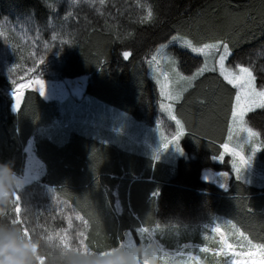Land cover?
Returning a JSON list of instances; mask_svg holds the SVG:
<instances>
[{"label":"trees","instance_id":"16d2710c","mask_svg":"<svg viewBox=\"0 0 264 264\" xmlns=\"http://www.w3.org/2000/svg\"><path fill=\"white\" fill-rule=\"evenodd\" d=\"M62 1L0 0V21L8 30L2 32L8 34V65L46 68L55 79L80 82L84 95L139 121L151 124L159 113L160 96L146 61L175 33L199 42L231 39L229 66L242 63L264 76V0H140L158 13L154 24L138 22L144 9L137 7V0H106L104 5L99 0L91 5L86 0ZM18 29L23 33L18 35ZM23 34L28 42L22 43ZM124 51L131 52L128 59ZM174 51L179 63L189 56ZM192 58L194 70L201 59ZM8 71H0V161H13L23 173L25 147L33 140L44 172L19 192L21 215L30 219L33 235L66 230L76 246L77 234L84 232L89 247H109L140 225L223 216L255 243H264V186L235 179L227 158L212 161L221 153L235 94L217 71L197 77L175 104L174 115L184 125L180 146L187 160L173 165L77 131L62 143L53 134L38 135L60 116L59 104L26 89L20 109L13 111L9 78L15 75ZM261 83L258 78L257 86ZM255 114L246 117L251 125ZM219 178L225 179L223 185ZM10 218H15L14 209Z\"/></svg>","mask_w":264,"mask_h":264},{"label":"rangeland","instance_id":"374dc122","mask_svg":"<svg viewBox=\"0 0 264 264\" xmlns=\"http://www.w3.org/2000/svg\"><path fill=\"white\" fill-rule=\"evenodd\" d=\"M64 1L67 3H75V0ZM81 1L83 0H79V2ZM59 2L63 1L56 0V3ZM53 11H55V8ZM22 23V20L17 21V24ZM4 31L8 32L5 25L0 21V71L11 69L10 74L14 73L15 75L12 77L10 74H7L8 77L11 76L9 78L12 86V90L9 91L11 98L13 99L12 91L17 84H28L29 81L43 79L45 82V91L43 95L40 94V86L38 83H33L31 86L22 89V93L26 89H33L44 99L55 100L59 104L60 116L52 121L47 127L38 130V135L51 136L53 134L58 137L57 140L56 138L55 140L62 143L68 137L69 133L77 131L86 134L88 137H92L99 142L113 144L123 151H140L143 156L147 153L148 155L146 157H149V154L152 153L155 159L167 164H175L179 159L187 160V155L180 146L183 132L176 143L172 142V137L176 136L178 127L168 111L160 106L162 101L164 103H168V101L160 96V85L157 83V80L159 79L163 82L164 76L161 73L168 72L173 80L172 87L176 92L189 88L188 82L179 81L178 78L175 77L173 74V68L175 67L183 74V76L187 77L193 75L198 68L203 66L205 59H207L208 65L211 67L214 61L218 60L215 49L211 50L207 57L201 54L192 53L190 49L181 46L180 40H172V37L174 36L184 37L181 34L175 33L167 42L158 45L152 51L146 61V69L148 75L156 85L160 98L158 102V116L151 124H148L144 121L135 119L132 115L113 106L100 102L89 95H84L82 84L80 82L55 79V74L46 70V68L45 70H40L38 69L39 67L23 69H18L16 67L12 68V65H8L5 59L9 49L7 42L5 41V37L8 38V34L4 37V34L2 33ZM19 31H17L18 35L23 33L22 31ZM21 38L22 43L28 42V39L24 34L21 35ZM214 41L215 40L200 43H213ZM162 45H167V47H161ZM175 48L180 49V51H186L189 56H184L182 62L179 63L177 56L173 54ZM157 49H159V53H157ZM154 54L157 55L159 69L151 63V56ZM30 55L32 54L30 53ZM192 56L199 57L202 60L194 70L192 69L194 63ZM172 60L176 61L175 65L171 63ZM227 61L226 65L229 68L235 69L234 66H229ZM5 66L10 67L5 68ZM185 70H187V72L189 70L192 71L188 74ZM217 72L219 73L218 70ZM13 105L14 99L12 110L15 111ZM256 111L258 112H256L257 115L255 114L256 116H254V119L252 120L253 124H249V126L255 127L257 131H264V110L257 109ZM262 140H264V136L255 141L259 149L255 153H252V145L247 141V138L234 127L231 139L228 137L227 128V136L224 141H228L232 147H243L244 154L246 156H251L249 162L241 170V178L239 181L257 188L264 186V146L261 145ZM165 143L169 144L167 148L163 147ZM177 145L180 149L176 148ZM25 154V166L22 174L27 178V185L40 179L42 172H44V166L33 152L32 139L28 141L25 147ZM225 158H227L229 165L232 167L234 158L231 153H225L220 162ZM232 173L236 179L235 173ZM174 219L168 218L169 222L163 221L162 223H156L154 225H140L133 230L126 231L123 239L126 238L127 233L132 236L135 242H140L142 239L138 229H149V232L153 235V243L155 246L173 254L168 264H184V261L187 259V253H192L193 256L199 257V264H231L229 258L218 255L215 251L204 252L201 250V246H206L213 250L219 247V245L212 240L213 233L211 232V228L216 224H219L222 230L229 233L231 242H244L238 234L232 235L234 231L238 233L240 230L223 216H212L205 220L188 223L181 222L179 221L180 219L176 221ZM233 225L235 228H233ZM205 233H207L209 237L208 240L204 239ZM147 235L148 233L144 234V241L147 240ZM160 264H165V261L160 259Z\"/></svg>","mask_w":264,"mask_h":264},{"label":"snow or ice","instance_id":"6c2138e0","mask_svg":"<svg viewBox=\"0 0 264 264\" xmlns=\"http://www.w3.org/2000/svg\"><path fill=\"white\" fill-rule=\"evenodd\" d=\"M75 2H79V0H75ZM87 3L95 4L96 0H86ZM106 0H99L100 5H104ZM51 7H55L51 5ZM137 7L143 8L144 11L138 17V22L140 24H154L158 20V13L154 9L153 5L150 3L141 4L140 0H137ZM101 15H103V11L101 9H97ZM66 15H71V13H67ZM111 31V29H109ZM173 41L180 40L181 46L190 49L192 53L201 54L207 57L209 52L213 49L216 50V55L218 56V60L214 61L211 67L208 65L207 59H205V63L203 66L198 68L195 73L191 76H183L175 67L173 68V74L178 78L179 81H186L189 84V87L192 86V82L197 80V77L203 76L207 72H216L219 71L220 76L224 81L227 82L228 85H231L233 89H235V94L230 98V115L228 117L227 126H228V137L229 139L233 136V128L235 127L243 136L247 138V141L252 145V153H255L259 147L256 145L255 141L262 136H264V132L257 131L255 127L249 126V121L246 119L249 113H256V110H264V76L258 77L252 66H246L242 63L236 64L235 69L229 68L226 65V61L232 54V50L230 48V44L232 40L229 39L228 42H225V38L215 40L213 43H200L196 41L195 38L188 39L187 36L184 37H172ZM161 47H167V45H162ZM157 53H159V49H157ZM131 55L130 51H124L123 56L125 59H128ZM41 61L40 63H42ZM151 63L154 64L157 69H159V61L157 55L151 56ZM171 63L175 65L176 61L172 60ZM16 65L13 64L12 68H15ZM11 71V69H9ZM164 76L163 82L159 79L157 83L160 85V96L168 101V103L161 102V107L168 111L171 118L176 122L178 127V131L176 136L172 137V142L176 143L178 141L179 136L184 130V125L181 120L173 114V109L175 107V102L179 101L183 98L184 92L187 91V88L182 89L180 92H176L172 87L173 80L171 75L168 72L161 73ZM258 78L262 81L260 86H257ZM33 83H38L40 88V94L43 95L45 91V82L43 79H37L35 81H29L28 84H17L16 87L12 91V97L14 99V110H19L21 106V96L22 89L31 86ZM168 143L163 145L164 148L168 147ZM261 145L264 146V140L261 141ZM223 151L219 156L214 157L216 160H222L225 153L230 152L233 159L232 162V170L235 173V177L237 180L241 178V170L244 166L249 162L251 156H246L244 154L243 147L237 146L232 147L228 141L224 142L220 145ZM177 149L180 147L177 145ZM222 176H227V173L221 172ZM207 179V177H206ZM155 195V193L153 194ZM14 212L15 218H10V222L13 224H19L24 228L25 233L31 235L35 228L30 229L28 224L31 222L30 219H24L21 215L22 212V204H21V196L20 194H16L14 197ZM11 217V216H10ZM80 217H78L79 219ZM41 229H43L44 225H39ZM233 228L235 226L233 225ZM138 232L141 234V239L144 241V234L148 233L147 241L153 243V235L149 232L147 228H140ZM211 232L213 233L212 240H214L219 247L215 250L210 249L206 246H201V250L204 252L215 251L216 254L222 255L230 259L231 264H264V243H255L252 238L247 236L243 231L233 232L232 235H239L243 243L231 242V237L229 233L225 230H222L219 224H216L211 228ZM42 236L47 239L54 246H62L65 248L74 247L72 238L69 237L67 231L64 232H56L53 234L49 232L47 235ZM77 239L79 241V247L87 249L89 246L85 242L87 236L84 232H80L77 234ZM204 239L208 240L209 237L207 233L204 235ZM135 243L132 236L126 233V238L122 239L119 244L123 246L124 244H132ZM155 253L159 256V258L165 261V264H168L170 259L172 258V253L165 251L163 249L157 248L155 249ZM187 259L184 261V264H199V257L193 256L192 253H187ZM40 264H44L45 256L39 257Z\"/></svg>","mask_w":264,"mask_h":264},{"label":"clouds","instance_id":"9594fccd","mask_svg":"<svg viewBox=\"0 0 264 264\" xmlns=\"http://www.w3.org/2000/svg\"><path fill=\"white\" fill-rule=\"evenodd\" d=\"M13 161H0V264H160L156 246L149 241L109 247L65 248L54 246L41 235H29L19 224L10 222L14 197L27 183Z\"/></svg>","mask_w":264,"mask_h":264},{"label":"crops","instance_id":"0c3cea01","mask_svg":"<svg viewBox=\"0 0 264 264\" xmlns=\"http://www.w3.org/2000/svg\"><path fill=\"white\" fill-rule=\"evenodd\" d=\"M226 136H227V132H226ZM226 138V137H225ZM225 141V140H224ZM224 143V142H223ZM222 143V144H223ZM222 148H221V152H222ZM133 153H135L136 155H138V156H143L141 153H140V151L139 152H137V151H133ZM148 154L146 153L145 154V157L147 156ZM148 158H151L152 160H154V161H157V159H155V157H154V155L152 154V153H150L149 154V157ZM212 161L213 162H215V163H218V162H220L221 160H216V159H214V157L212 158ZM231 171H232V167H231ZM233 172V171H232ZM43 173V172H42ZM219 181H220V179H219ZM223 185V184H222Z\"/></svg>","mask_w":264,"mask_h":264}]
</instances>
